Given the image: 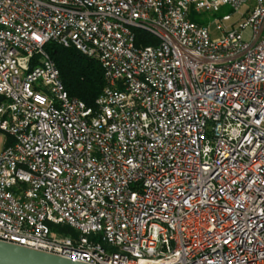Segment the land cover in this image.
I'll return each mask as SVG.
<instances>
[{
    "label": "built area",
    "instance_id": "obj_1",
    "mask_svg": "<svg viewBox=\"0 0 264 264\" xmlns=\"http://www.w3.org/2000/svg\"><path fill=\"white\" fill-rule=\"evenodd\" d=\"M225 6L229 28L191 18ZM50 42L100 61L94 107ZM0 242L83 264H264V0H0Z\"/></svg>",
    "mask_w": 264,
    "mask_h": 264
},
{
    "label": "trees",
    "instance_id": "obj_2",
    "mask_svg": "<svg viewBox=\"0 0 264 264\" xmlns=\"http://www.w3.org/2000/svg\"><path fill=\"white\" fill-rule=\"evenodd\" d=\"M193 21L206 25L202 15L192 14ZM158 40L147 32L136 31V46L157 44ZM45 51L56 62L61 79L70 98L78 99L89 107H94L105 88L104 70L99 60L88 57L75 47H64L50 42ZM55 231L68 232L67 227H56Z\"/></svg>",
    "mask_w": 264,
    "mask_h": 264
},
{
    "label": "water",
    "instance_id": "obj_3",
    "mask_svg": "<svg viewBox=\"0 0 264 264\" xmlns=\"http://www.w3.org/2000/svg\"><path fill=\"white\" fill-rule=\"evenodd\" d=\"M0 264H83L73 260L0 242Z\"/></svg>",
    "mask_w": 264,
    "mask_h": 264
},
{
    "label": "rangeland",
    "instance_id": "obj_4",
    "mask_svg": "<svg viewBox=\"0 0 264 264\" xmlns=\"http://www.w3.org/2000/svg\"><path fill=\"white\" fill-rule=\"evenodd\" d=\"M245 9H242V11H244ZM233 15V19H232V22H228L226 23V26L229 28L230 26H232L235 22L238 21V15H234L233 13V10L229 7V6H225V7H222L220 9L219 12L217 13H214V12H208V13H204L202 15V20H206L207 23H211L215 20L219 21L222 17L226 16V15ZM214 28V26L212 27V29ZM245 37L246 39L250 40L251 39V35H250V31H246L245 32Z\"/></svg>",
    "mask_w": 264,
    "mask_h": 264
}]
</instances>
